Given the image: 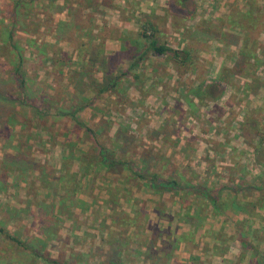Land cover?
Wrapping results in <instances>:
<instances>
[{
    "label": "crops",
    "instance_id": "obj_1",
    "mask_svg": "<svg viewBox=\"0 0 264 264\" xmlns=\"http://www.w3.org/2000/svg\"><path fill=\"white\" fill-rule=\"evenodd\" d=\"M176 1L177 3L172 0H166L164 3H161V0H116L115 3L112 0L113 10L115 9V12H110V10L108 16L115 14L116 20L112 22L114 24L111 25L104 17L98 23V26L96 25L93 29L100 31L99 34L102 38L100 47L104 51L103 55L117 59V61L115 60L114 69L108 71L113 72L117 77H121V86L120 90H118L120 95H124L126 100L119 97L115 99L116 105L123 108L141 107L142 109L148 108L151 110L152 108L160 109L158 114L154 113L152 116L149 115L152 118L146 124L139 121L143 125H141L140 132L138 131V136L130 133L135 140L136 138L142 137L144 141L154 145L152 147L143 144L144 149L152 147L149 148L152 151L147 153L152 158L147 161L146 166L143 163L139 164L141 172H147V167L157 159L161 166L158 167L157 165L156 168H151L153 166L151 165L149 168L151 170H157L159 168L158 171L160 173L158 176L161 180L163 178L167 180L170 177H177L178 184L174 185V187L171 184H167V188L162 185L163 188H161V184L159 185L158 181H150L147 179L138 180L139 177L136 178V176H131V174H128V178L125 173L116 179L112 178L111 182L110 180L106 181L103 179L100 181L102 189L94 193L93 196H88V193H86V199L84 200L86 201L87 207L90 208V205L96 201L95 199L98 193L100 195L102 194L103 200H107L112 189H115L114 195H116V203L122 202L121 204H124L120 209L124 210L125 214L131 220L126 232V235L128 233L131 239L128 235V237L125 235V239L116 241V243L121 245L119 250L116 247L117 253L123 250L126 254V264H264V209L259 210L260 216L236 211L234 208L218 211L213 206H206L204 211H202V208H198L196 205H208L210 201L197 190L193 192L186 190L188 184H194L196 187L205 184L207 187L215 188L221 184H236L237 182H240L244 189L246 185L244 179L252 182L257 176L262 177V173L260 174L262 169L260 166H257L259 164L256 161V164L254 163L255 165L252 164V167L253 165L254 167L257 166L255 168H251L241 162L243 165L234 164L232 161H241L245 144L250 148L251 136L254 139L253 134H249L248 132H246L247 135L244 134L245 131L242 128H238V131L235 130L236 127H233V124L237 123L240 125L245 120L252 109V92L255 94L260 92L264 95V88L260 87L252 90L249 85L255 81L249 77H242L231 72L234 70V67L238 68L237 64L241 57L246 61L245 56L240 55L241 45L246 36L237 29L229 30L231 38H228V40L225 38V40L216 37L212 38L207 32L202 31L205 33L206 38L203 34H199L198 39L200 41H206V44L213 45L215 43V50L212 51L210 47L205 51L198 46L197 52L200 51L201 55L203 54L202 56H207L208 60L205 62L202 61L203 66L199 65L194 67L193 65H187L185 62L190 60V52L187 50L190 41H188L185 34L187 30L190 32L193 24L198 23L199 20H196L198 14L195 12L196 6L192 7L193 10H191V13L184 14L185 7L183 5L190 4L187 2H179V0ZM98 2L97 6L99 8L102 6L104 9L111 8V0L106 1L107 4L105 0H99ZM237 5L238 3L233 4L230 8L228 5L225 16L233 9L242 10L244 13H250V15L253 14L256 17L255 19H258L257 14L262 16V19L259 21L261 28L257 36V46L249 60L253 61L256 58L259 60L256 75L259 76L258 83L260 81L264 82V50L261 49L264 46V0H262L261 5L257 2V6L260 8L258 10H254V8L252 10L253 4L250 0H243V3L238 5L240 7ZM93 6L95 7V5ZM161 6H163L162 8L167 7L166 11H170L169 13L173 15L172 22L174 24L175 19L179 23H183L181 28H177L168 19L164 25L165 30H168L166 31L167 37L161 35L162 31L158 29L159 25L154 18L160 14L159 12H162ZM141 12L148 15L146 21L141 22L136 18ZM216 19L218 17L213 18L214 21ZM101 22H107L109 24L108 27L111 30V34L103 35V32L107 29ZM146 28L150 29L148 32L151 29L153 30L154 36L160 44L176 51H188L189 57L186 58L185 55H180L183 59L177 60L170 54L158 55L152 52L150 48H147L150 39L140 36V32L143 29L146 30ZM196 44H199L198 40H196ZM226 50H228L227 53ZM200 52L198 53L200 54ZM133 55H142L138 63L134 66H132ZM181 67H187V70L181 69ZM223 69L230 74L227 77H231V79L235 78L234 83H230L224 78L220 79L224 72ZM101 74L103 75L102 72L92 73L98 80H101ZM189 75V85H187L183 81ZM210 85H217L221 90L206 94V88ZM239 96H246V100L240 102L238 105V110L242 107V112L240 113L239 111H234V107L236 106V103L234 106V98H239ZM105 100L109 102V97ZM219 108H222L223 111L221 116L217 114ZM190 110L196 115L203 114L202 110H207L204 111L208 118V122L206 123L215 124L217 120L222 121L223 124L220 122L222 126L217 127L220 128L219 132L221 134H216L214 131L213 134L192 132L194 136L183 137L182 135L184 133L177 131L171 125L180 123L182 113H192ZM233 113L235 115H232ZM120 118H113L114 126L108 131L111 139H118V142L122 139V131L127 127L124 125L122 118L121 120ZM132 123H134L133 120ZM150 124H157L154 127L157 129H150V136L144 135V127H149ZM140 133L142 134L140 135ZM238 133L239 136L234 135ZM208 135L209 137H207ZM202 136L206 137V141H212L213 148L210 149L211 153L214 155L217 154L219 157L222 155L228 156L231 161L228 160L226 163L218 160L217 163L210 164L207 160H203L202 165L195 164L189 168L186 165V160L184 161L185 165L177 168L173 159H170L172 162L169 164L168 157L171 154L175 155L171 143L178 145V150L181 155L184 153L188 156L191 150L196 155L200 153V148L195 147L197 146L196 143L205 141ZM244 136H247V138ZM189 141L193 144H188ZM221 147L222 149H220ZM144 149L137 148L135 153L137 159L140 157V152L142 150L144 151ZM240 150L242 151L241 153H239ZM207 152L209 151L207 150ZM201 153L203 155V152ZM177 156H179L178 153ZM210 160L213 162L211 158ZM256 160L257 162L260 161L258 155H256ZM57 166H59V163ZM193 168L198 173L202 172L205 175L214 173L215 175H212L211 180H206V178H203L202 181L197 179L193 180L189 172H187ZM102 171L104 172V170ZM109 176L113 177L110 174ZM254 182L257 186L260 185L259 187L264 188V180ZM126 186L130 193L127 192ZM243 189L236 195L243 202L255 200L256 197H259V193L261 194L260 189L257 190L256 187L249 191L247 189L243 191ZM232 193L231 197L233 195L235 196V193ZM125 196L128 198H125L123 201V197ZM262 198L264 199V192ZM78 203L80 202H77V206ZM105 207L101 208L104 209V216H107L110 210L106 205ZM198 212L199 217L194 218ZM74 213L76 214V211ZM241 219L249 220L252 229L256 231L252 234H256L257 238L250 237L248 233V238L252 240L254 249L245 247L237 238L235 225ZM109 223L110 221H106V224ZM103 227L99 229L100 237L104 239L102 243L104 249L102 248V251L107 253L109 251L107 250L108 245L114 244L115 240L108 238L107 226ZM242 228L246 231L249 227ZM110 229L119 231L120 228H115V225L112 224ZM149 254L151 256L146 258Z\"/></svg>",
    "mask_w": 264,
    "mask_h": 264
},
{
    "label": "trees",
    "instance_id": "obj_2",
    "mask_svg": "<svg viewBox=\"0 0 264 264\" xmlns=\"http://www.w3.org/2000/svg\"><path fill=\"white\" fill-rule=\"evenodd\" d=\"M33 1L34 0H12L10 4L11 7H8V11L4 12L5 15L2 13L4 15L3 17L10 16L12 26L11 30L5 29L3 31L5 35L7 32L8 37L2 38L0 42V70L7 73V78L13 82L12 87L14 88L8 87L4 78L0 79V137L9 141L16 139V144L13 145L14 154L11 155V157L3 156L0 158V192H4L9 188V177L12 173L17 172L16 176L24 177L27 173H32L36 170L38 172L36 178H38L40 184L44 185L46 187L45 189L48 191H46V195L42 197H37L36 194H33V208L34 211H38L39 217L43 216V219L38 222L41 225H46V220L51 217L48 216L47 212H42L45 198L51 199L49 205L50 210H48L49 213H54V211L59 208L58 213L60 212V214L66 215L68 213L58 206L61 203L62 207L64 205L69 207L77 206L74 197L72 200L69 199L70 194L77 195L88 193V196H93L99 189H102L101 185L98 184L97 178L99 176H104L100 177V181L105 179L111 182L112 178L116 179L126 173L127 176L131 174V176H136V178L139 177L138 180L147 179L150 181H158V184H161V188H163V186L167 188V184H171L173 187L178 184L177 177H170L167 180L163 178L161 180L158 176L160 173L158 171L159 168H157V170H151V168H156L157 165L158 167L161 166L157 159L147 167V172H141L139 164L143 163L147 165V161L152 158L151 155L147 154L152 151V149H149L153 147L152 145H149L152 147L147 149L143 148L144 151L142 150V152H140V157L137 159L135 157V138L132 135L126 134L123 130L120 142H118V139H111L108 135V131L114 126L113 118L115 115L119 116L121 114L120 111L123 109V107L116 105L115 99L122 97L126 100L124 95H120L119 93L121 77H117L113 72L108 71L114 69L115 60L117 61V59L115 57L109 58L107 55H103L104 51L100 47V43L97 44V49H91L89 51H86L84 47L89 46L90 43L82 42L76 45L73 49V52H76L74 55L75 57H72L73 60H69L70 58L68 55L58 47L60 46L59 43L63 40L70 42L69 31L73 35L81 36V38L93 32L94 27H91L92 16L89 14L93 6L91 4L95 0H87L88 3L81 0L78 7L72 6L74 0H62L61 5H63V7L60 9L61 5H58V7L56 5V11L58 15L65 14L64 17L53 16L49 11L48 5H46V7L44 6L45 8L41 10L44 13L43 21L45 20V22L39 25L37 24V30L35 32H33L35 30L33 29L34 27H31L30 24H26L28 31H32L37 38L38 35H42L41 32L44 30L41 31V28L46 24L47 29L52 35L51 37L55 40L54 43L44 41L42 49H39V53L44 56L46 51L52 50L50 57L46 58L45 61L50 62L53 68L52 72L56 77V84L62 79V75L67 77V85L71 87L69 88L68 103H60L59 98H57L58 101L55 104L50 101V99H54V95L60 96L62 90L56 94L55 89L61 85L54 86V95H48V91L42 89L35 90L27 83L21 63L23 42L21 43L14 40L13 34L19 24V16L16 13L17 7L19 4H27ZM49 1L50 3L57 2V0ZM172 1L177 2L176 0ZM250 1L253 4L252 10L253 8L254 10L260 9L257 6V0ZM179 2L188 3L190 0H179ZM184 6H187V4ZM1 11L2 10H0V14ZM50 16L51 21L48 23V18ZM77 16H82L84 20H78ZM86 17H88L87 20ZM257 17L258 19H255L256 17H254L253 14L250 15V13H244L242 10L233 9L225 17H218V19H216L215 22L219 25L218 31H211L210 27L206 30L207 34L211 35L212 38L216 37L220 39L231 38L229 35L230 29H237L239 32L244 33L246 37H244L245 40L241 45L240 55L245 56L246 61L241 57L237 64L238 68L234 67V70L231 72L232 74H238L242 77H249L255 81L249 85L252 90L260 87L264 88V82L260 81V83H258L259 76L256 75L259 60H257V58L253 61L249 60L254 54L253 51L257 46V36L261 28L259 21L262 19V16L257 14ZM148 30L150 29H143L142 32H140V36L150 39L147 48H150L155 54H170L177 60L183 59L180 55H185L186 58L189 57L188 51H176L160 44L155 38L153 30L151 29L150 32H148ZM65 34H67V37ZM25 39L27 41H34L26 36ZM27 45L31 46L30 44ZM261 49L264 50V46H262ZM141 56L142 55H133L132 66L138 63ZM64 59H68L69 61H62ZM182 61L185 62L184 60ZM72 66H75L73 67L75 68L73 72ZM93 72H102L103 75L101 74V80H98L96 76L94 77L92 75ZM57 73H59V75H57ZM220 79H223V76H221ZM220 90L219 86L210 85L206 88V94H211ZM107 97H109V102L105 100ZM87 108L91 110V113L90 117L85 119L83 116L79 115V112ZM28 109L32 111V115H27ZM255 113H259V115H255ZM25 115L28 116L29 119L27 118V120L31 124H28L21 118ZM56 119L71 121L69 124L66 123L61 127H57L55 126ZM46 121H48L47 124H45ZM15 124L23 127V129L26 126L31 127L26 128L24 132L21 130L17 134L19 137L16 138L15 135L17 132L14 131ZM239 126L249 134L254 135V139L250 141V148L254 153L258 155L260 150V152H262L264 150V109L250 111ZM44 135L46 139L43 138ZM32 138H36L38 146L39 144H43L44 140H46L51 147H54L56 144L61 146L62 154L59 159L58 167L47 165L46 163H38V166H36V164H34V159H29L27 154V149L29 148L27 141ZM79 143H82L83 147H80ZM220 149H222V147ZM241 152L240 150L239 153ZM229 160L231 161L230 158ZM232 162L240 165L245 164H241V161L235 160ZM74 163L77 164V171L73 169ZM151 165L153 166L149 168ZM102 170H104V172ZM122 170L125 171L122 172ZM109 174L113 177H110ZM262 179L264 180V177L257 176L254 181L261 182L263 181ZM254 181L249 182L244 179V182H246L244 189L243 185L237 182L236 184H221L215 188L207 187L205 184L200 187H196L194 184H188L186 190L189 192L197 190L210 201L208 205H196L198 208L201 207L202 211H204L206 206H213L215 210L218 211L234 208L236 211L260 216L259 210L264 209V199L262 198L264 188L259 187L260 185L257 186ZM33 183H35V181ZM28 184L31 185L30 182H28ZM254 187H256L257 190L260 189L261 192V194L259 193V197H256L255 200L243 202L241 199L237 198L236 195L240 190L243 189L244 191L247 189V191H249ZM34 188H37V186ZM125 188L127 192L130 193L127 186ZM232 192L235 193L233 197H231ZM224 193H226V195H224ZM114 194L115 189H112L108 199L103 200V203L109 208L110 212L107 216H103L98 226H107L106 231L109 235L108 238L115 240V242L114 244L108 245L107 250L109 251L107 253L102 252V256L95 261L89 262L86 259H80L78 252H73L69 257H65V251L60 250L57 255H52L47 251L46 245L49 243V240L57 239V226L54 223L58 222L52 221L46 225L49 228L50 234L45 233L41 228L38 231V235H24L22 237L20 231L14 230L10 232L6 228V214L2 215L0 211V255L2 256L0 264H11L10 261H7L9 255L16 256L21 252L29 256L31 258L30 260L34 262L41 261L44 264H126V254L123 250L117 253L121 245L116 243V241L125 239L127 228L131 220L128 215L125 214L124 210L120 209L124 204H121L122 202L116 203V195ZM121 195H123V193H121ZM56 196L60 197V203L56 201ZM125 198L127 199L128 197H123V201ZM40 212L42 213L40 214ZM8 217L7 215V221ZM53 217H58V215L54 214ZM197 217H199V212L194 216V218ZM56 219L58 220V218ZM58 221L61 222L62 219L59 218ZM106 221H110V223L106 224ZM236 223L235 227L238 240L245 247L254 249L252 240L248 238V233L250 237L252 236L255 238L256 234L253 235L252 233L256 231L252 229L249 220L241 219ZM15 224L18 228L20 227L17 221ZM112 224L115 225V228H120L119 231L111 230L110 226ZM246 226L249 228L244 231L242 227ZM127 235L130 238L128 233ZM127 235L126 237H128ZM149 256H151V254L146 258Z\"/></svg>",
    "mask_w": 264,
    "mask_h": 264
},
{
    "label": "rangeland",
    "instance_id": "obj_3",
    "mask_svg": "<svg viewBox=\"0 0 264 264\" xmlns=\"http://www.w3.org/2000/svg\"><path fill=\"white\" fill-rule=\"evenodd\" d=\"M81 0H74L73 1V7H78L79 3ZM86 3H88L87 0ZM99 0H95V1H91L92 4L91 5H95L92 6L91 8V12L89 15L92 16V25L93 27H95L96 25L98 26V23L100 21H102L104 19V17L110 22L111 25H113L114 23H112L113 21L116 20L115 18V14H112L110 16H108L109 11L110 12H115V9L113 10V4H112V0L110 2L111 4V8H107L104 9L103 6L101 8H99V6H97V4ZM102 1V0H101ZM108 0H105V3L107 4ZM166 0H161V3H164ZM11 2L12 0H0V10L1 14H0V42L2 41V38H6L7 36V32L6 35L3 33V31L5 29L11 30V21H10V16H5V11H8V7H11ZM27 2V1H26ZM114 2L116 3V0H114ZM257 2H259V4L261 5L262 0H257ZM62 0H57V2H53L50 3L49 0H34L31 3H27V4H19V6L17 7V14L19 16V24L16 28V31L14 32V40H17V42H23V46H22V50H21V55H22V66H23V74L25 75V79L27 80V83L30 84L31 87H33L35 90H46L48 91V95H52L54 93V86H59L55 89L56 94H58V92L61 91L60 96H53V100L50 99L51 102H54L53 104L57 103L59 98V102L63 103L66 102L68 103V97H69V93H70V86L67 85V77L65 76H61V80H59L58 84H56V77L54 76L53 72H52V67L50 62L45 61L46 58L50 57L52 50H48L46 51L45 55L43 56L42 54L39 53V49H42V44L44 43V41H49L50 43H54V39L51 37V33L49 32V30L47 29V25L45 24L43 26V28H41V32L42 35H38V38L33 34V32H35L37 30V24H41L44 23L45 20L44 19V13L41 11L43 8L46 7V5H48L49 11L50 13L53 14V16L57 17H64L65 14H57V8L56 5L58 7V5H61ZM101 3V2H100ZM177 3V2H176ZM190 5L184 6L185 7V12L184 14H188L191 13L193 10V6H196V13L198 14V17H196V20L198 21V23L193 24L192 29H190V32L187 30L185 36H187L188 41H190L189 47H188V51L190 52V60L185 62L187 65L191 66L193 65L194 67L196 66H203L204 64H202V61H207L208 57L207 56H202L201 52L200 54L197 52L198 46H200V48H202L203 50L207 51L210 47L211 50L214 51V47H215V43L206 44V41H200L198 39L199 34H205L203 32H206L207 28L210 27L211 31H218L219 30V25L213 20V18L215 17H222L225 16L226 14V10L228 9V5L229 8L231 5L238 3V5H241L243 3V0H190V2H188ZM233 3V4H232ZM10 5V6H9ZM237 5V6H238ZM45 6V7H44ZM63 7V5L60 6ZM99 10H98V8ZM163 6H161L162 12H159L160 14L155 16L154 18L156 19L157 24L159 25L160 31H162L161 35L163 37H167V32L168 30H165L164 25L166 24L167 20L170 19L172 22V14L169 13L170 11H166V8H162ZM240 7V6H238ZM103 9V10H102ZM103 11V13H102ZM194 12V11H193ZM4 15H3V14ZM106 13V14H105ZM101 16V17H100ZM94 17V19H93ZM136 17V16H134ZM148 15H145L144 12H141V14H139V16H137L136 18L143 22L146 21ZM78 20H82L83 17L82 16H77ZM88 19V17H86V20ZM84 20V19H83ZM51 21V16L48 18V23H50ZM173 23V22H172ZM26 24H30L31 27H34L33 29H35L33 32L32 31H28ZM102 25L106 26V29L103 32V35L106 34H111V30L108 27V23L107 22H101ZM101 25V26H102ZM173 25L177 28H181V26L183 25V23H179V21L177 19H175V24L173 23ZM40 29V27H39ZM114 29V28H111ZM94 32H92L89 35H84L83 38H81V36H77V35H73L70 33L69 31V37H70V42H67L65 40L61 41L59 43L60 46V50L63 51L64 53H66L68 55V57L70 58L69 60H73V58L75 57V53L73 52V49L76 47V45H79L80 43L84 42V43H90L89 46L84 47L86 48V51H89L91 49H97V43H101L102 38L99 34L100 31H97L96 29H93ZM203 31V32H202ZM67 34H65L66 36ZM159 35V34H158ZM25 36L28 37L29 39H33L34 41H27L25 39ZM205 36V35H204ZM67 37V36H66ZM206 38V36H205ZM196 40L199 41V44H196ZM228 40V39H226ZM30 44L31 46H28L27 44ZM1 45V43H0ZM196 50V51H195ZM84 51V50H83ZM228 52V50H226V53ZM224 54V53H223ZM74 56V57H73ZM227 56V55H226ZM73 57V58H72ZM228 57V56H227ZM202 59V60H201ZM69 61L68 59H64L62 61L66 62ZM184 63V64H185ZM183 64V65H184ZM75 66H72V72L74 71L75 68H73ZM181 69L187 70V67H181ZM223 78L228 80L230 83H234L235 78L231 77H227L230 74L225 71L223 69ZM264 71V70H263ZM61 72V71H59ZM71 72V73H72ZM57 75H59V73H57ZM264 75V74H263ZM262 75V76H263ZM7 73L3 72L2 70H0V79L4 78L5 82L7 83L6 85L8 87H12L13 86V82L7 78ZM187 77V76H186ZM190 75L186 78L185 81H183L185 84L189 85V80ZM241 81V80H240ZM188 82V83H187ZM63 87V88H62ZM14 88V87H12ZM231 91V90H230ZM232 93V92H230ZM253 97L251 98V111H254L255 109H264V100H263V94H261L260 92H257L256 94L253 93ZM242 96V95H241ZM239 96V98L235 97L234 98V106L236 103V106L234 107V111H239L242 112V107L239 108L238 110V105L240 104V102L246 100V96L245 97H241ZM124 109V108H123ZM120 111V115L115 117H121L122 121L124 122V125H126L127 127L124 128L125 133L127 134H136V136H138L139 134V130L142 127L141 125L146 124V122L150 121L149 119L152 117H149V115H154V113L158 114V112H160L159 108H152L151 109H142L141 107H136V108H125L124 110ZM208 109V108H207ZM216 110V109H215ZM221 110V111H220ZM192 113H188V114H183L182 113V118H181V122L178 124H174L171 125L173 127L176 128L177 131H182L184 134L182 135L183 137H188L193 135V133L195 132H200V133H210L213 134V131L216 134H221L219 132L220 128L217 127H221L222 126V121H218L213 124V123H206L208 122V118L207 115L204 111L207 110H202L203 114H199L196 115L195 113L193 114V111L190 110ZM218 111V110H217ZM222 108H219V112L217 113L219 116H221L222 113ZM90 113L91 110L90 109H84L81 112H79V115L83 116L85 119H88V117H90ZM245 113V110H244ZM27 115H32V111L30 109L27 110ZM232 115H235V113H233ZM255 115H259V113H255ZM218 116V117H219ZM22 119H24L28 124H31L30 122H28L27 118L28 116H22ZM120 118V120H121ZM29 119V118H28ZM132 120L134 121V123H132ZM71 120H66V119H56L55 122V126H62L65 125L66 123L69 124ZM131 121V122H130ZM135 121H137V123H135ZM142 121V122H139ZM193 121V122H192ZM263 121V120H262ZM222 124H221V123ZM48 121L45 122V124H47ZM152 124V123H151ZM149 127H144V135L150 136V129H157L154 128L156 127L157 124H153ZM159 124V123H158ZM155 125V126H154ZM231 125V124H230ZM159 126V125H158ZM31 126H26L24 127H20L18 124H15V128L14 131H16V135L15 137H19L17 134L22 130L23 132L25 131L26 128H30ZM233 127H236L235 130H239L238 128H240V126L237 123L233 124ZM139 131V132H138ZM176 131V133H178ZM245 131V130H244ZM44 133V132H42ZM181 133V132H180ZM142 133H140L141 135ZM244 134L247 135L246 131L244 132ZM239 136L238 134H234ZM143 136V135H142ZM194 136V135H193ZM236 136V137H237ZM241 136V135H240ZM203 139H205V141H199L196 143L197 146L200 148V153L198 154H194V151L192 152V150L188 153V156L184 153H182V155L179 153V148L178 145L175 143L172 144L171 143V147L174 149V154H171L168 159H169V164H171L172 161H170V159L174 160V164L177 167H181V165H185L184 161L186 160V165L187 167H192L195 164L197 165H202L201 163L204 162L203 160H207L208 163L210 164H215L218 162V160L220 162H228L229 157L228 156H218L217 154H213L210 152V149L213 148V143L212 141H206V137L202 136ZM209 137V135L207 136ZM245 138H247V136H244ZM250 137V135H249ZM253 136H251L252 139ZM44 139H46V136H43ZM209 139V138H208ZM250 139V141H251ZM246 143V142H244ZM16 144V139L14 140H5L3 138L0 137V158L3 156H9L11 157V155L14 154V148L13 145ZM28 144V157L29 159H34V164H36V166H38V163H46L47 165H51L54 167H58V163H59V159L61 156V146L59 144H56L54 147H51V145H49V143L44 140L43 144H39L38 146V142L36 141V138H32L29 139L27 141ZM134 146H135V151L137 150V148L139 149H143L144 145H152L154 147L153 144H150L146 141H144L141 138H136V140L134 139ZM188 144H193L191 141H189ZM156 145V144H155ZM80 147H83L82 143H79ZM242 149V148H239ZM207 150L209 152H207ZM176 151V152H175ZM243 155L241 157V163H245L246 165H248L251 168H255L257 166H260L262 171L260 172V174L262 175V177H264V150L262 152L259 151L258 157L259 160L257 162L256 160V155L254 153V151L251 148H248L245 144V148H243ZM203 152V155L202 153ZM207 152V153H206ZM177 153L179 154V156H177ZM191 155V156H190ZM219 157V158H218ZM203 158V159H202ZM210 158L213 160V162H211ZM215 159V161H214ZM167 160V159H165ZM259 164L257 166L254 167V165ZM255 163V164H254ZM252 164L253 167H252ZM73 169H75L77 171V164L74 163V167ZM189 172L190 176L192 177V179H197L202 181L203 178H206V180H211L212 179V175H215L214 173H208V174H204V173H198L197 170L195 168L191 169V171H187ZM17 173V172H16ZM16 173H12L9 177V188L4 191V192H0V211L2 213V215L6 214V228L10 231L13 232L14 230H18L21 232L22 237L25 236H34V235H38V231L39 229L42 228V230L45 231V233H49V228L46 226L48 225V223L54 221V222H58V223H54L56 224V228H57V233H56V237L57 239H51L49 240V243L46 245L47 247V251H49L50 254L52 255H57L58 251H65L64 255L65 257H69L71 255V253L73 254V252H78L80 255V259H86L89 262H92L93 260L95 261L96 259H98L99 257L102 256V248L103 247V242L104 239L100 237V230L101 227L104 228L103 226H98L100 223L99 221L103 218L104 216V209L102 208H106L104 203H103V199H102V194L100 195V193L97 194L96 196V203L93 202L90 205V208L87 207L86 201L84 199H86V193H81V194H70L69 199L72 200V198H75V204L77 202L78 206H66L64 205L62 207V203L58 206L63 208V211H65L68 214H60L59 208L58 210L54 211V213H49L48 210H50V201L51 199L49 198H45V201L43 202L44 206H43V210L42 212H47L48 216L51 217L50 219L46 220V225H41L38 221H41L43 219L42 217L38 216V211H34V204H33V194H36L37 197H42L44 195H46V191H48L47 189H45L46 187L42 184H40V181L38 180L37 175L38 172L35 170L32 173H27V175L23 176H16ZM258 173V172H257ZM203 174V175H202ZM100 177H104V176H99L98 179V184H100ZM25 178V179H24ZM30 182L31 185L28 184V182ZM35 181V183H33ZM33 183V184H32ZM37 188H34L36 187ZM102 187V186H101ZM101 189H99L100 191ZM34 191V193H33ZM98 191V192H99ZM59 193V192H57ZM56 201H58V203H60V197L56 196ZM81 199H83L82 201H80ZM2 205V206H1ZM102 207V208H101ZM82 209V210H81ZM102 210V211H101ZM72 211V212H71ZM74 211H76V214L74 213ZM40 212V214L42 213ZM54 214H57L58 217H53ZM7 215L8 217V221H7ZM56 218H61L62 221H58ZM17 221V223L20 225V227L18 228L17 225L15 224V222ZM45 222V221H44ZM102 240V241H101ZM264 247V246H263ZM72 249V250H70ZM6 254V253H5ZM11 256V257H10ZM31 258L25 254H23L22 252L19 253L18 255H9V258L7 259V261H10L11 264H44L41 261H37L34 262L32 260H30ZM2 260V256L0 255V261Z\"/></svg>",
    "mask_w": 264,
    "mask_h": 264
}]
</instances>
